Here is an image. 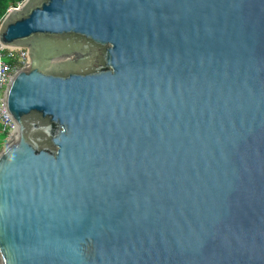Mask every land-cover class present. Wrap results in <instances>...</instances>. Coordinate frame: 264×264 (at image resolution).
I'll list each match as a JSON object with an SVG mask.
<instances>
[{"label": "water", "instance_id": "obj_1", "mask_svg": "<svg viewBox=\"0 0 264 264\" xmlns=\"http://www.w3.org/2000/svg\"><path fill=\"white\" fill-rule=\"evenodd\" d=\"M0 45V264H264V0H23Z\"/></svg>", "mask_w": 264, "mask_h": 264}, {"label": "built area", "instance_id": "obj_2", "mask_svg": "<svg viewBox=\"0 0 264 264\" xmlns=\"http://www.w3.org/2000/svg\"><path fill=\"white\" fill-rule=\"evenodd\" d=\"M27 64V53L24 49L0 45V134L5 135L3 146L16 135V124L6 110L4 94L13 74Z\"/></svg>", "mask_w": 264, "mask_h": 264}, {"label": "trees", "instance_id": "obj_3", "mask_svg": "<svg viewBox=\"0 0 264 264\" xmlns=\"http://www.w3.org/2000/svg\"><path fill=\"white\" fill-rule=\"evenodd\" d=\"M23 0H0V22L10 8L17 7ZM5 135L0 134V148L4 143Z\"/></svg>", "mask_w": 264, "mask_h": 264}, {"label": "rangeland", "instance_id": "obj_4", "mask_svg": "<svg viewBox=\"0 0 264 264\" xmlns=\"http://www.w3.org/2000/svg\"><path fill=\"white\" fill-rule=\"evenodd\" d=\"M20 4H18L17 6H19ZM12 8H10V9H8L7 11H9V10H11ZM3 146V145H2ZM2 148V147H1ZM1 148H0V150H1Z\"/></svg>", "mask_w": 264, "mask_h": 264}, {"label": "bare ground", "instance_id": "obj_5", "mask_svg": "<svg viewBox=\"0 0 264 264\" xmlns=\"http://www.w3.org/2000/svg\"><path fill=\"white\" fill-rule=\"evenodd\" d=\"M15 137H16V135H15Z\"/></svg>", "mask_w": 264, "mask_h": 264}]
</instances>
